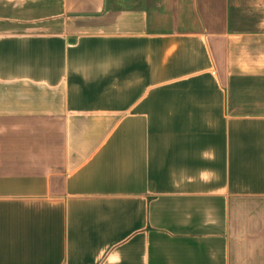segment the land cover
I'll list each match as a JSON object with an SVG mask.
<instances>
[{
	"label": "crops",
	"instance_id": "0c3cea01",
	"mask_svg": "<svg viewBox=\"0 0 264 264\" xmlns=\"http://www.w3.org/2000/svg\"><path fill=\"white\" fill-rule=\"evenodd\" d=\"M0 264H264V0H0Z\"/></svg>",
	"mask_w": 264,
	"mask_h": 264
}]
</instances>
